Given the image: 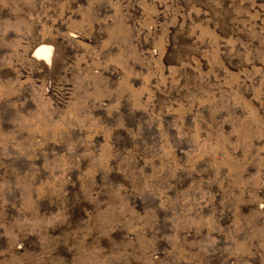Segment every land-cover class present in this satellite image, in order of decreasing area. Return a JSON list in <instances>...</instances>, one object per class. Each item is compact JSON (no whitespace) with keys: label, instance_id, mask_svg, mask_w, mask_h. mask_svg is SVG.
<instances>
[{"label":"rangeland","instance_id":"rangeland-1","mask_svg":"<svg viewBox=\"0 0 264 264\" xmlns=\"http://www.w3.org/2000/svg\"><path fill=\"white\" fill-rule=\"evenodd\" d=\"M0 264H264V0H0Z\"/></svg>","mask_w":264,"mask_h":264},{"label":"bare ground","instance_id":"bare-ground-1","mask_svg":"<svg viewBox=\"0 0 264 264\" xmlns=\"http://www.w3.org/2000/svg\"><path fill=\"white\" fill-rule=\"evenodd\" d=\"M35 49H36L34 51L35 60H37V61L38 60H45V62L50 67L51 60H52L53 46L52 45H48V44H41Z\"/></svg>","mask_w":264,"mask_h":264}]
</instances>
